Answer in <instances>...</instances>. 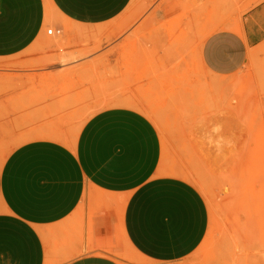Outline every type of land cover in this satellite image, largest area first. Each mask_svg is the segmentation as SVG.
<instances>
[{
	"label": "crops",
	"instance_id": "0c3cea01",
	"mask_svg": "<svg viewBox=\"0 0 264 264\" xmlns=\"http://www.w3.org/2000/svg\"><path fill=\"white\" fill-rule=\"evenodd\" d=\"M132 1L0 0V264H121L111 253L126 242L153 264H194L191 256L209 230V207L182 169L173 168L174 176L161 168L163 143L153 121L123 105L136 101L119 92L121 105L94 113L75 130L62 108L71 105L67 89L39 80L74 66L60 64L62 51L40 49L51 38L46 25L57 19L81 38L84 27L109 26V72L112 66L125 72L127 42L136 43L143 65L145 43L137 32L147 18L117 32L129 24ZM184 3L166 4L187 9L189 30L196 20L210 28L196 51L209 74L199 95L211 101L218 93L222 101L241 80L213 89L207 78L264 63V0ZM108 83L110 91L111 77ZM212 132L208 126L205 137Z\"/></svg>",
	"mask_w": 264,
	"mask_h": 264
},
{
	"label": "rangeland",
	"instance_id": "374dc122",
	"mask_svg": "<svg viewBox=\"0 0 264 264\" xmlns=\"http://www.w3.org/2000/svg\"><path fill=\"white\" fill-rule=\"evenodd\" d=\"M168 1H132L133 10L126 15L129 24L118 26L117 32L123 33L140 18H147L137 32L145 43L144 57L143 65H139L136 43L121 45L123 74L115 72L113 66L109 72L108 25L84 27L81 38L73 32L74 26L59 19L51 21L46 27L55 32L40 49L60 50L66 55L60 64L74 66L59 74L41 75L39 80L61 82L67 89L71 105L62 108H67L68 123L75 130L94 113L121 105L119 92L136 101V105H123L143 112L157 127L165 174L177 176L173 168L182 169L209 207V230L191 261L264 264V63L233 76L207 78L206 84L213 89L231 88L239 80L241 83L222 101L217 100L218 93L212 94L215 100L205 101L198 90L209 74L196 51L210 28L196 20V26L189 30L184 24L187 9L167 8ZM176 1L186 6V0ZM67 50L72 52L64 53ZM208 126L213 128L210 138L205 137ZM118 247L113 252L120 260L113 252L111 256L121 264H153L140 258L127 242Z\"/></svg>",
	"mask_w": 264,
	"mask_h": 264
},
{
	"label": "bare ground",
	"instance_id": "6f19581e",
	"mask_svg": "<svg viewBox=\"0 0 264 264\" xmlns=\"http://www.w3.org/2000/svg\"><path fill=\"white\" fill-rule=\"evenodd\" d=\"M135 18H136V17H135ZM101 32H102V31H101ZM101 32H100V33H101ZM94 34H95V33H94ZM100 35H101V34H100ZM100 35H99V36H100ZM102 36H103V35H102ZM87 37H88V36H87ZM97 38H98V37H97ZM99 38H100V37H99ZM93 40H94V38H93ZM96 40H97V39H96ZM106 40H107V39H106ZM69 44H70V43H69ZM94 44H95V43H94ZM91 47H93V46H91ZM81 48H82V47H81ZM84 50H85V48L83 49V51H84ZM89 50H90V49H89ZM92 50H93V49H92ZM92 50H91V51H92ZM80 51H81V50H80ZM91 51H90V52H91ZM94 51H95V50H94ZM82 53H83V52H82ZM84 53H86V52H84ZM104 53H105V52H104ZM80 54H81V53H80ZM102 54H103V52H102ZM104 58H105V57H104ZM101 60H102V59H101ZM92 61H93V60H92ZM87 63H88V62H87ZM92 63H93V62H92ZM94 64H95V62H94ZM80 65H81V64H80ZM93 66H94V65H93ZM93 66H92V68L95 67V66H94V67H93ZM88 67H89V66H88ZM67 71H68V70H67ZM76 71H77V70H76ZM81 71H82V70H81ZM81 71H80V72H81ZM62 72H63V69H62ZM54 75H55V74H54ZM70 76H71V75H70ZM29 77H30V76H29ZM30 82H31V81H30Z\"/></svg>",
	"mask_w": 264,
	"mask_h": 264
},
{
	"label": "built area",
	"instance_id": "2783aa9c",
	"mask_svg": "<svg viewBox=\"0 0 264 264\" xmlns=\"http://www.w3.org/2000/svg\"><path fill=\"white\" fill-rule=\"evenodd\" d=\"M53 32H55L53 28H51V27H46V34H47V35H52Z\"/></svg>",
	"mask_w": 264,
	"mask_h": 264
}]
</instances>
